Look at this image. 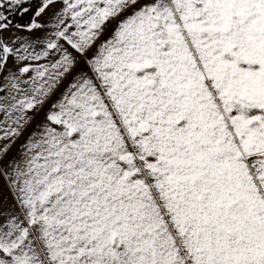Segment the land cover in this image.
<instances>
[{
	"label": "snow or ice",
	"instance_id": "snow-or-ice-1",
	"mask_svg": "<svg viewBox=\"0 0 264 264\" xmlns=\"http://www.w3.org/2000/svg\"><path fill=\"white\" fill-rule=\"evenodd\" d=\"M0 264H264V0H0Z\"/></svg>",
	"mask_w": 264,
	"mask_h": 264
},
{
	"label": "rangeland",
	"instance_id": "rangeland-1",
	"mask_svg": "<svg viewBox=\"0 0 264 264\" xmlns=\"http://www.w3.org/2000/svg\"><path fill=\"white\" fill-rule=\"evenodd\" d=\"M25 19H27V17H25Z\"/></svg>",
	"mask_w": 264,
	"mask_h": 264
}]
</instances>
